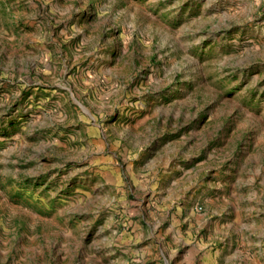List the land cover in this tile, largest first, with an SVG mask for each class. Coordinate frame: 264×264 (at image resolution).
<instances>
[{
	"label": "rangeland",
	"instance_id": "374dc122",
	"mask_svg": "<svg viewBox=\"0 0 264 264\" xmlns=\"http://www.w3.org/2000/svg\"><path fill=\"white\" fill-rule=\"evenodd\" d=\"M0 264H264V0H0Z\"/></svg>",
	"mask_w": 264,
	"mask_h": 264
},
{
	"label": "built area",
	"instance_id": "2783aa9c",
	"mask_svg": "<svg viewBox=\"0 0 264 264\" xmlns=\"http://www.w3.org/2000/svg\"><path fill=\"white\" fill-rule=\"evenodd\" d=\"M195 209H196V210H200V209H201V207H200V206H197Z\"/></svg>",
	"mask_w": 264,
	"mask_h": 264
}]
</instances>
